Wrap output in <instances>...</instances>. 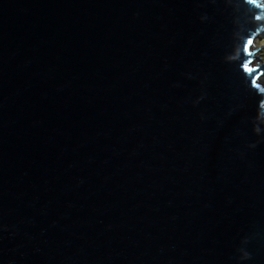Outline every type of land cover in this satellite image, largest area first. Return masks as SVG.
Masks as SVG:
<instances>
[{"label": "water", "instance_id": "1", "mask_svg": "<svg viewBox=\"0 0 264 264\" xmlns=\"http://www.w3.org/2000/svg\"><path fill=\"white\" fill-rule=\"evenodd\" d=\"M260 0H0V264H264Z\"/></svg>", "mask_w": 264, "mask_h": 264}, {"label": "rangeland", "instance_id": "2", "mask_svg": "<svg viewBox=\"0 0 264 264\" xmlns=\"http://www.w3.org/2000/svg\"><path fill=\"white\" fill-rule=\"evenodd\" d=\"M259 5H264V0H260L259 1ZM263 42H264V34L262 33L254 41V43L251 46V50H254V49H256V48L261 46L259 49L254 51V55H258V56H260V58L259 57H254L253 60L251 61V65L252 66H257V65H260V64L264 63V56L262 55L263 54V46H264ZM258 83L264 85V72H263L262 76H260L258 78Z\"/></svg>", "mask_w": 264, "mask_h": 264}, {"label": "bare ground", "instance_id": "3", "mask_svg": "<svg viewBox=\"0 0 264 264\" xmlns=\"http://www.w3.org/2000/svg\"><path fill=\"white\" fill-rule=\"evenodd\" d=\"M262 33L264 34V31H263ZM262 33H261V34H262ZM259 36H260V35H258V36L255 38V40H256ZM255 40H254V41H255ZM253 43H254V42H253Z\"/></svg>", "mask_w": 264, "mask_h": 264}, {"label": "trees", "instance_id": "4", "mask_svg": "<svg viewBox=\"0 0 264 264\" xmlns=\"http://www.w3.org/2000/svg\"><path fill=\"white\" fill-rule=\"evenodd\" d=\"M263 44H264V42H263ZM262 55L264 56V46H263V54Z\"/></svg>", "mask_w": 264, "mask_h": 264}, {"label": "clouds", "instance_id": "5", "mask_svg": "<svg viewBox=\"0 0 264 264\" xmlns=\"http://www.w3.org/2000/svg\"><path fill=\"white\" fill-rule=\"evenodd\" d=\"M264 72V71H263ZM263 74V73H262ZM262 76V75H261Z\"/></svg>", "mask_w": 264, "mask_h": 264}]
</instances>
